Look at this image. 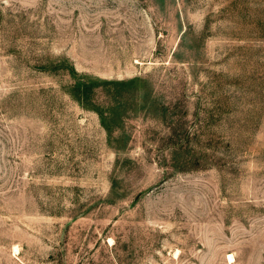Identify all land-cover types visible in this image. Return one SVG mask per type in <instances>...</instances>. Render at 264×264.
<instances>
[{"label":"rangeland","instance_id":"rangeland-1","mask_svg":"<svg viewBox=\"0 0 264 264\" xmlns=\"http://www.w3.org/2000/svg\"><path fill=\"white\" fill-rule=\"evenodd\" d=\"M0 264H264V0H0Z\"/></svg>","mask_w":264,"mask_h":264}]
</instances>
